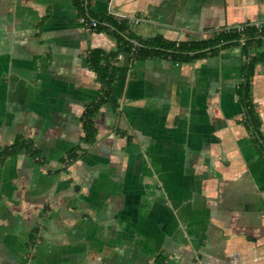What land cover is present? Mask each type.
Returning <instances> with one entry per match:
<instances>
[{"label":"crops","instance_id":"crops-1","mask_svg":"<svg viewBox=\"0 0 264 264\" xmlns=\"http://www.w3.org/2000/svg\"><path fill=\"white\" fill-rule=\"evenodd\" d=\"M138 15L170 40L264 20V0H90ZM115 40L80 23L73 0H0V264H264V158L240 122V46L193 62L116 57L96 141L63 167L100 92L86 64ZM263 59L252 96L264 132Z\"/></svg>","mask_w":264,"mask_h":264},{"label":"trees","instance_id":"trees-1","mask_svg":"<svg viewBox=\"0 0 264 264\" xmlns=\"http://www.w3.org/2000/svg\"><path fill=\"white\" fill-rule=\"evenodd\" d=\"M78 15L87 19H95V31H104L115 40V47L104 49L94 47L86 55V64L91 68L97 81L100 82L98 96L88 102L81 115V127L83 133L74 145L60 157L63 167L83 156L96 141L97 128L94 123V115L99 107L110 102L115 104L116 99L112 94V83L116 78L114 60L118 53L127 55L129 60H143L148 57L168 58L174 62H193L197 58L213 56L222 49L232 46H240L243 56L240 67V79L236 87L237 100L242 106L240 122L245 126L261 157L264 158V132L261 130V116L257 109V103L252 96V77L255 65L263 59V51L260 49L264 41V20L260 25L254 22H244L242 27L237 24L229 27L221 26L211 30L210 35L204 38L190 40H170L162 34L141 36L133 29V24L127 19H116L103 13L92 10L90 0H73ZM26 153L40 165L44 164L43 158L29 136L16 135L14 140L0 147V160L4 156ZM163 258L157 257V264L162 263Z\"/></svg>","mask_w":264,"mask_h":264},{"label":"built area","instance_id":"built-area-1","mask_svg":"<svg viewBox=\"0 0 264 264\" xmlns=\"http://www.w3.org/2000/svg\"><path fill=\"white\" fill-rule=\"evenodd\" d=\"M106 14L112 16L113 18H116V19H127L128 22L130 23H137L140 21V17L138 15H127L123 12H120V11H117V10H113L111 8H108L106 10ZM79 20H80V23L85 26L86 28L88 29H92L95 25H96V20L95 19H87L85 16H79ZM255 25H260V21H257V22H254ZM226 27H229L231 25H225ZM242 27V24H237V28H241ZM123 54L120 52L117 54L116 57H121Z\"/></svg>","mask_w":264,"mask_h":264}]
</instances>
